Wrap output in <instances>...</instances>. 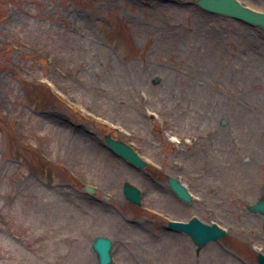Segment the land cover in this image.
<instances>
[{"label": "rangeland", "instance_id": "374dc122", "mask_svg": "<svg viewBox=\"0 0 264 264\" xmlns=\"http://www.w3.org/2000/svg\"><path fill=\"white\" fill-rule=\"evenodd\" d=\"M196 1L0 0V264H98V236L112 264H258L264 28ZM193 217L227 234L198 250L168 227Z\"/></svg>", "mask_w": 264, "mask_h": 264}, {"label": "water", "instance_id": "95a60500", "mask_svg": "<svg viewBox=\"0 0 264 264\" xmlns=\"http://www.w3.org/2000/svg\"><path fill=\"white\" fill-rule=\"evenodd\" d=\"M196 2L201 8L209 12L229 16L264 28V13L245 7L238 0H197ZM159 81L160 79L157 78L154 83H158ZM106 141L113 152L122 156L131 164L139 166L140 168L146 167L147 163L124 142L114 140L111 136H107ZM169 184L181 200L188 203L192 201L190 193L177 179L169 177ZM85 189L88 192H94L90 186H85ZM124 194L127 200L136 205H141V191L131 183L126 182L124 184ZM247 209L252 213H259L264 216V194L256 204L248 206ZM169 228L188 234L198 250H201L211 241L220 240L226 234V230L220 228L218 225H207L196 217L189 223L172 221L169 223ZM112 247L113 242L111 239L104 236L96 238L93 244V250L97 254L99 264L112 263ZM258 264H264V254L262 253L258 255Z\"/></svg>", "mask_w": 264, "mask_h": 264}]
</instances>
